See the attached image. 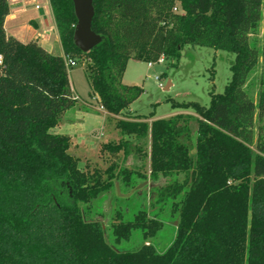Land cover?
I'll return each mask as SVG.
<instances>
[{
  "label": "trees",
  "instance_id": "obj_1",
  "mask_svg": "<svg viewBox=\"0 0 264 264\" xmlns=\"http://www.w3.org/2000/svg\"><path fill=\"white\" fill-rule=\"evenodd\" d=\"M49 3L64 55L8 35L9 4L0 0V264H264V135L253 126L256 112L264 116V66L256 102L245 89L259 58L264 64V0H93L91 28L102 39L86 52L74 43L72 0ZM261 21L258 48L250 36ZM186 44L233 52L231 77L223 92H209L208 106L172 102L195 115L114 117L122 135L149 137L151 178L184 174L158 189L178 213L171 244L117 249L79 204L116 177L128 184L132 172L114 162L80 169L69 136L51 131L78 100L64 56L87 59L92 92L115 116L143 92L122 82L128 60L178 62ZM129 145L120 137L99 151L126 154ZM162 225L145 211L127 220L117 211L112 232L119 243L133 230L153 237Z\"/></svg>",
  "mask_w": 264,
  "mask_h": 264
},
{
  "label": "rangeland",
  "instance_id": "obj_2",
  "mask_svg": "<svg viewBox=\"0 0 264 264\" xmlns=\"http://www.w3.org/2000/svg\"><path fill=\"white\" fill-rule=\"evenodd\" d=\"M36 4L44 10L42 2L38 1ZM29 24L36 26L32 21H29ZM22 29L24 28L22 27ZM25 34L26 40L28 32ZM250 39L253 45L258 48L261 47L263 39L262 21L251 34ZM56 43L57 47L54 48V52L61 54L62 50L58 42ZM234 57L235 54L227 50L186 44L180 51L178 62L165 57L164 61H154L149 66L146 61L130 58L124 71L123 82L136 84L143 88V92L130 103L129 109L131 111L124 110L120 115L124 117L136 113L142 115L151 113L155 117H169L177 114V112H190L195 115L191 106L182 107L173 105L172 102L196 101L203 106H208L210 102L209 92L211 90L216 93L223 92L226 83L229 81L231 77L230 65L233 63ZM74 59H76L77 64L68 67V75L77 95L74 96L82 104L84 98L92 97L88 95L92 89L85 71L87 59L80 56ZM263 66L264 64L259 58L245 84V89L255 102L261 87L260 73ZM94 105L97 108L96 100L93 101ZM99 118V114H91L88 121L93 119L97 121ZM97 123H92V126L97 125ZM253 126L255 136L259 132L264 135V116L258 117L256 112ZM114 128L119 131L118 128L113 127L112 123L107 127V130H114ZM97 132L98 130H94L93 134L97 136ZM118 135L117 132L111 131V134L107 135L104 140L101 137L100 142L93 144L92 149L87 152H84L83 145H74L71 142L70 152L78 157L80 169L99 168L103 170L114 162L118 169L125 167L132 172L128 184L120 176L116 177L109 190L101 192L89 203H80L79 205L86 219L99 221L105 239L113 247L121 250H133L143 243H152L157 251L162 252L175 237L178 213L172 206L171 200H159L158 189L172 181L182 182L184 174L174 173L167 176L159 175L156 179L151 178L148 155L149 137H136L134 135L126 137L125 139L130 143L126 154L123 153V150L114 156L99 151L103 142L117 141L120 138ZM117 211L121 213L124 220L131 219L139 211H145L148 216L161 220L163 222L162 228L157 231L155 236L147 238L143 237L141 230H133L127 240H121L117 243L112 232V221Z\"/></svg>",
  "mask_w": 264,
  "mask_h": 264
},
{
  "label": "crops",
  "instance_id": "obj_3",
  "mask_svg": "<svg viewBox=\"0 0 264 264\" xmlns=\"http://www.w3.org/2000/svg\"><path fill=\"white\" fill-rule=\"evenodd\" d=\"M38 1L42 2L44 10H42L36 4ZM8 4L9 13L4 21V28L8 35L15 36L16 38L22 41L36 39L40 45H42L46 50H48L52 54H56L54 52V48L57 47L56 42H58V45L62 50L49 0H8ZM29 21H32V23L36 25V28L32 24H29ZM22 27L24 29H22ZM25 32H28V35L26 36L28 38L26 40L24 38V35H26ZM58 55H64L63 50L62 53ZM71 88L74 95H76L74 87L72 85ZM88 95L92 97L84 98V103L81 104L78 99L74 106L65 110V112L60 118L59 123L55 127H53L51 131L57 134H64L69 136L70 141L74 145H83L84 152L91 150L92 145L100 142L101 137L104 140L107 135L111 134V131L117 132L119 134L118 136L123 137L124 139L126 137L131 136L125 134L122 135L120 131H117L115 128L114 130H107V127H109L111 123L113 127H115L114 117L120 118L122 116H112L103 107L101 108L98 96L95 93L90 91ZM95 100L98 104L97 108L95 107V105L93 106V101ZM126 110H130L129 106L126 108ZM96 112H100L101 114ZM183 113L192 114L190 112ZM91 114H99L100 118L97 121L94 119L88 121V119L91 118ZM155 118L161 117H155L154 115H152L146 120L150 122L152 119ZM92 123H97V125L92 126ZM94 130H98L97 136L93 134Z\"/></svg>",
  "mask_w": 264,
  "mask_h": 264
},
{
  "label": "water",
  "instance_id": "obj_4",
  "mask_svg": "<svg viewBox=\"0 0 264 264\" xmlns=\"http://www.w3.org/2000/svg\"><path fill=\"white\" fill-rule=\"evenodd\" d=\"M77 22L74 30V43L81 51H89L102 37L91 28L94 15L93 0H72Z\"/></svg>",
  "mask_w": 264,
  "mask_h": 264
},
{
  "label": "built area",
  "instance_id": "obj_5",
  "mask_svg": "<svg viewBox=\"0 0 264 264\" xmlns=\"http://www.w3.org/2000/svg\"><path fill=\"white\" fill-rule=\"evenodd\" d=\"M173 10H177V7L175 6L174 8H173ZM164 55H161L159 58H158V60L157 61H164ZM1 56H0V64H1ZM64 60H65V64H66V66L67 67H70V66H73V65H76L77 64V62H76V59H74V58H71V57H69V56H64ZM152 64V62H148V65L150 66ZM101 108H102V106H101ZM228 183H230V180H228L227 181Z\"/></svg>",
  "mask_w": 264,
  "mask_h": 264
}]
</instances>
